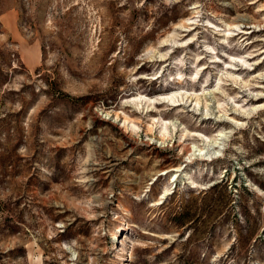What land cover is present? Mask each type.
I'll list each match as a JSON object with an SVG mask.
<instances>
[{
	"label": "rangeland",
	"instance_id": "rangeland-1",
	"mask_svg": "<svg viewBox=\"0 0 264 264\" xmlns=\"http://www.w3.org/2000/svg\"><path fill=\"white\" fill-rule=\"evenodd\" d=\"M261 104L264 0H0V264H264Z\"/></svg>",
	"mask_w": 264,
	"mask_h": 264
},
{
	"label": "bare ground",
	"instance_id": "bare-ground-1",
	"mask_svg": "<svg viewBox=\"0 0 264 264\" xmlns=\"http://www.w3.org/2000/svg\"><path fill=\"white\" fill-rule=\"evenodd\" d=\"M195 7V6H194ZM191 27V26H190ZM193 29V28H192ZM196 29V28H195ZM194 29V30H195ZM231 31V29H229L228 30V32H230ZM228 36H229V34H228ZM226 37V39H229L230 37ZM233 36H235V35H233ZM172 40V39H171ZM188 46H191V44L189 43V45ZM161 56V55H160ZM165 56V55H164ZM201 63V62H200ZM199 66H203L204 67V71L202 72L203 74H204V72L208 69V68H206L205 67V64L204 65H202V64H200ZM231 74V73H230ZM178 93V92H177ZM168 95V94H167ZM200 99L201 98H197V103H199L200 102ZM132 101H138L137 103H142V102H145V103H151V104H153V103H155V104H157L156 103V100H155V98H147V97H145V96H142V95H140V96H138V97H134L133 99H132ZM174 106H178V104H175ZM254 108V107H253ZM264 109V104H261V105H259L258 107H255L254 109ZM244 109V108H243ZM159 120V119H158ZM168 120V119H167ZM166 119L165 120H161V133H162V138H163V140L165 139V137H166V134H167V132L169 131V123L170 122H168ZM126 121H128L127 120V118L125 119V122ZM129 123V122H128ZM134 126V125H133ZM135 127V126H134ZM194 135H196V136H198V137H201L202 138V140H205L206 141V143H207V145H217L219 142V139H221V137H223V131H219L218 132V134L215 136V138H213V139H211V138H209L208 136L206 137L205 135H203V134H194ZM226 136V135H225ZM165 141V140H164ZM192 153H191V156H198V157H205V158H207V159H211V157L213 156V155H215V154H217L218 153V151L217 150H215V151H213L212 152V155L211 154H209L207 151H204V148H198L196 145H193L192 146ZM190 156V157H191ZM204 159V158H203ZM112 162V161H111ZM110 164V163H109ZM113 167V166H112ZM179 168V167H178ZM180 169H178V171H179ZM176 177V179L175 180H171V183H174L176 180H177V174H173L171 177ZM192 184H193V186L192 187H195V186H197V184H196V182H191ZM170 190L171 189H166L165 191H164V193L162 194V197L160 198V201L159 202H157L158 204H160V203H162L161 202V200L163 199V198H165L168 194H170L171 192H170ZM118 229L120 230V231H123L124 230V228L122 227V226H120V227H118ZM117 237V236H116Z\"/></svg>",
	"mask_w": 264,
	"mask_h": 264
}]
</instances>
